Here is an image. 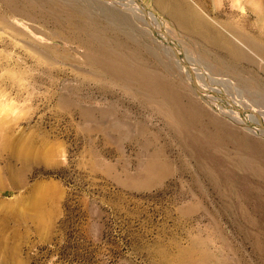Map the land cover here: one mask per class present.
Wrapping results in <instances>:
<instances>
[{"label":"rangeland","instance_id":"rangeland-1","mask_svg":"<svg viewBox=\"0 0 264 264\" xmlns=\"http://www.w3.org/2000/svg\"><path fill=\"white\" fill-rule=\"evenodd\" d=\"M141 1L209 98L133 0H0V264H264V23Z\"/></svg>","mask_w":264,"mask_h":264},{"label":"bare ground","instance_id":"bare-ground-1","mask_svg":"<svg viewBox=\"0 0 264 264\" xmlns=\"http://www.w3.org/2000/svg\"><path fill=\"white\" fill-rule=\"evenodd\" d=\"M135 3H136V1L135 0H133ZM141 1V0H140ZM234 1H236V2H238L239 3V6H240V8H246V9H248V10H250V11H252L254 14H255V17H256V26H258V27H260V28H262L261 26L263 25V23H264V0H234ZM142 2V1H141ZM154 4H156V7L160 10V11H162V12H164V13H166L167 14V16H169V18L171 19V21H172V23L178 28V29H181L182 31L184 30V31H186V32H188L189 34L191 33V34H193V35H197V36H199V37H201V38H203V39H205L206 41H207V43H210L211 45H213V46H216V47H218V49H222V50H224L225 52H226V54H228V55H230L231 57H233L234 59L236 58H241L242 60L243 59H245L246 58V53H245V51L242 49V47L240 48V47H238L237 45H235L236 43H237V41H236V43L234 44V42H232V40H230L229 38H227L223 33H222V30H221V33L220 32H218L216 29H214L213 27H212V25L209 23V22H207L204 18H202L199 14H198V10H203V6L201 5V4H199L198 2H195L194 1V3L192 2V1H190V0H154ZM237 3V4H238ZM120 4H122V3H120ZM124 4V3H123ZM137 4V3H136ZM144 4V3H143ZM124 5H128L127 7H129V6H131V7H135L136 9H138V10H140L141 12H142V9L139 7H137V6H135L133 3L131 4H127V3H125ZM138 5V4H137ZM145 6V5H144ZM135 8H133L134 10H136ZM145 8H146V10H147V7L145 6ZM207 10V9H206ZM148 13H149V18H150V11H148ZM200 13V12H199ZM220 19V18H219ZM150 21H151V25L152 26H154L156 29H159V30H161L160 28H163L161 25H158V27L157 26H155V25H157L156 23H154V21L155 22H157V19L155 18V15H151V18H150ZM217 22H218V20H217ZM171 23V24H172ZM220 23H222V22H220ZM225 24L226 23H224V24H222V25H224L225 26ZM229 24V23H228ZM214 25V24H213ZM215 25H216V23H215ZM215 25H214V27H215ZM227 25V24H226ZM229 26H231L230 24H229ZM238 27H239V25H237ZM236 26V27H237ZM232 27V26H231ZM230 27V28H231ZM219 28V27H218ZM217 28V29H218ZM243 28V27H242ZM242 28H240V29H242ZM164 29V28H163ZM227 29H229V27H227ZM227 29H226V31H227ZM238 29V28H237ZM162 31V30H161ZM233 31H235V30H233ZM240 31V30H239ZM238 31V32H239ZM242 31H243V29H242ZM163 32H165V31H163ZM167 32V31H166ZM165 32V33H166ZM229 32V31H228ZM237 32V33H238ZM241 32V31H240ZM248 32V31H247ZM243 33H245V29H244V31L242 32V35H243ZM264 33V32H263ZM167 34V33H166ZM247 34V33H246ZM168 35V34H167ZM232 35H234L233 33H232ZM169 36V35H168ZM170 37V36H169ZM235 37V36H234ZM237 37H239V36H237ZM240 37H242V36H240ZM239 37V38H240ZM244 37V36H243ZM242 37V38H243ZM251 37H252V35H251ZM231 38V37H230ZM233 38V37H232ZM248 38H249V36H248ZM238 39V38H237ZM246 39V38H245ZM163 40V42L167 45V40H166V38L164 37V39H162ZM172 40V39H171ZM204 40V42L206 43V41ZM240 40V39H239ZM243 40V39H242ZM241 40V41H242ZM246 40H248V39H246ZM255 40V39H254ZM257 40V39H256ZM250 41H251V39H250ZM259 41V40H258ZM175 41L174 40H172V43L174 44V46L176 47L177 45H175L176 43H174ZM239 42V41H238ZM255 42V41H254ZM262 42V41H261ZM242 43V42H241ZM241 43H240V45H241ZM247 43H253V42H248L247 41ZM244 44V43H243ZM264 44V43H263ZM256 45H257V43H256ZM259 45V44H258ZM257 45V47H259ZM242 46V45H241ZM244 46H246V45H244ZM249 46V45H248ZM247 46V47H248ZM178 47V46H177ZM250 47V46H249ZM261 47V46H260ZM264 47V46H263ZM179 48V47H178ZM177 49V48H176ZM181 49V48H180ZM248 49V48H247ZM251 49V48H250ZM249 49V50H250ZM254 49H255V47H254ZM259 49V48H258ZM264 50V49H263ZM181 50H179V49H177V52L178 53H181L180 52ZM247 51V50H246ZM257 51V50H256ZM259 51V50H258ZM249 52V51H248ZM256 53V52H255ZM258 53V52H257ZM259 55H261L260 53H258ZM248 55H250V54H248ZM257 55V54H256ZM230 56H229V58H230ZM253 57V56H252ZM179 60V62L182 64V62L183 63H188L189 65H190V69L188 70L189 72H190V74H191V71L194 73V75L195 74H197L196 73V70L194 69V68H192L191 67V64L188 62V60H187V58L185 57V56H182L181 55V59H178ZM240 60V59H239ZM247 60V59H246ZM237 61V60H236ZM183 66V65H182ZM193 66V65H192ZM184 67V66H183ZM191 70V71H190ZM192 77V76H191ZM195 77H196V75H195ZM199 77V76H198ZM154 79V78H153ZM158 80V79H157ZM196 81H197V79H196ZM201 86V85H200ZM199 85H198V88H195V91L198 93V94H200V95H202L203 97H207V98H209L207 95H211L212 93L210 92V90H207L206 88H204V87H200ZM200 87V88H199ZM154 88V87H153ZM157 88V87H156ZM202 88V89H201ZM147 94V93H146ZM217 97L219 96V97H221V95H218L217 93L215 94ZM147 97V96H146ZM222 98H224V97H222ZM212 99V98H211ZM225 99V98H224ZM157 101V100H156ZM166 101V100H165ZM168 101V100H167ZM158 102V101H157ZM1 103V102H0ZM166 103V102H165ZM231 104H232V108H234L235 110H237L239 113H240V110H243V109H239L238 107H237V103H232L231 102ZM6 105V104H5ZM4 105L2 104V106L0 105V110H4ZM253 111V110H252ZM168 112V111H167ZM255 112V111H254ZM163 113V112H162ZM241 114V113H240ZM254 114H256V115H253L252 117H254V118H256V119H258L259 120V123H260V126H262V125H264V123H263V121H264V119L262 120V115L259 113V112H255ZM257 115H259L260 116V119L257 117ZM169 116V115H168ZM172 117H174V116H172ZM173 119V118H172ZM256 119H254V120H256ZM174 120V119H173ZM171 121V120H170ZM4 124H6V121L4 120ZM0 125H1V123H0ZM2 126H5V125H2ZM2 128V127H1ZM3 130V129H2ZM4 131H5V129H4ZM8 132V131H7ZM9 133V132H8ZM5 135V136H4ZM0 136H1V138H2V140H3V142H5L6 143V145L10 142V140H9V137L8 136H6V134H2L1 133V129H0ZM151 163V162H150ZM152 164H154V163H152ZM155 164H157V163H155ZM154 164V165H155ZM148 165V164H147ZM159 165V164H158ZM161 165V164H160ZM148 166H150V164L148 165ZM151 166H153V165H151ZM157 168H158V166H156ZM160 167V166H159ZM145 168H146V166H145ZM152 168V167H151ZM154 169H155V167H153ZM151 170V169H150ZM162 170V169H161ZM151 172V171H150ZM154 172V171H153ZM157 174V173H156ZM151 175V174H150ZM156 176V175H155ZM149 177V176H148ZM153 178V177H152ZM156 178V177H155ZM155 178H153V179H155Z\"/></svg>","mask_w":264,"mask_h":264},{"label":"water","instance_id":"water-1","mask_svg":"<svg viewBox=\"0 0 264 264\" xmlns=\"http://www.w3.org/2000/svg\"><path fill=\"white\" fill-rule=\"evenodd\" d=\"M136 3L138 4V6L142 9V13L144 15V17L146 18V24L151 28V30L156 34L158 35L159 37L160 36H163L166 38L167 40V44L168 46L170 47V49L173 51L174 55L178 58V59H181V55L177 52V49L176 47L174 46V44L172 43V40L171 38L163 31L159 30V29H156L154 26L151 25V21H150V18H149V13H148V10H146L144 4L140 1V0H135ZM182 65L186 68V69H190V65L188 63H183L182 62ZM191 71V70H190ZM191 76H192V82H193V85L195 88H198V84L196 82V77L194 75V73L191 71ZM200 88V87H199ZM202 89V88H201ZM214 94H216L215 92H213ZM246 112L250 113V114H254L255 112L252 111L251 109H245V110H240V113L242 115H244ZM256 115V114H255ZM257 117L260 119V116L257 115ZM261 128L264 130V125L261 126Z\"/></svg>","mask_w":264,"mask_h":264}]
</instances>
